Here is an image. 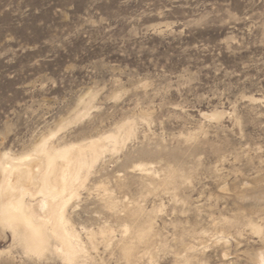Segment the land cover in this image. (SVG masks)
Wrapping results in <instances>:
<instances>
[{
	"label": "rangeland",
	"instance_id": "obj_1",
	"mask_svg": "<svg viewBox=\"0 0 264 264\" xmlns=\"http://www.w3.org/2000/svg\"><path fill=\"white\" fill-rule=\"evenodd\" d=\"M127 123L68 207L80 264H252L264 0H0V157ZM14 239L0 225V264H67Z\"/></svg>",
	"mask_w": 264,
	"mask_h": 264
},
{
	"label": "bare ground",
	"instance_id": "obj_2",
	"mask_svg": "<svg viewBox=\"0 0 264 264\" xmlns=\"http://www.w3.org/2000/svg\"><path fill=\"white\" fill-rule=\"evenodd\" d=\"M128 126L61 148L51 144L56 132L24 155L5 153L0 157V225L11 231L28 254L41 258L55 252L67 264L83 262L86 247L68 218V207L80 196L103 156L119 151L132 139L135 131ZM257 231L264 232L262 228ZM91 240L95 242L94 235ZM250 260L264 264V248L250 255Z\"/></svg>",
	"mask_w": 264,
	"mask_h": 264
}]
</instances>
